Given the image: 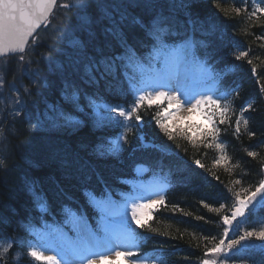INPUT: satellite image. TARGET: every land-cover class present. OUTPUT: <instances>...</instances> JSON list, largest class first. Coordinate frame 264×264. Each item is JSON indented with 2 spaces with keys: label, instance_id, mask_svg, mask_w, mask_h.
I'll return each mask as SVG.
<instances>
[{
  "label": "snow or ice",
  "instance_id": "obj_1",
  "mask_svg": "<svg viewBox=\"0 0 264 264\" xmlns=\"http://www.w3.org/2000/svg\"><path fill=\"white\" fill-rule=\"evenodd\" d=\"M93 3L96 4V14L93 15L89 9ZM217 8H220L218 0H213ZM193 0H0V58L16 56L21 73L31 71L28 67L34 61L29 54L30 46L35 47L40 41L39 30H45L51 25L55 18L56 9H75L78 16V27L89 36L90 50L83 46V42L76 40L72 42V47L83 53V58L78 63L72 65L73 75L78 76L85 86L94 87L102 81H111L122 78L128 85V91L121 90V95L127 99L131 93L133 102L130 105H95L93 115L97 117L95 126L103 128L114 126L121 128L115 139L108 142L106 152L102 154L118 156L124 145L129 143V135L133 127L139 128L143 123L141 110L155 108L151 120L155 123L159 132L169 141H174L178 137L185 140L193 149L199 150L201 147L219 151L220 155L213 161V165L218 167L223 162L228 163L229 157L226 155V145L221 142V126H228L232 129L234 137L239 138L242 134L241 123H243V133L249 138L256 136V132L249 128L250 119L246 118V113L254 109V103L248 102L236 112L234 104L239 97V86L235 88L223 84V74L214 72L207 60L201 59L197 55L199 47H207L206 42L197 40V31L214 33L215 26L204 27L203 22L198 18H193L191 11ZM143 8L148 15V19L136 15L133 10ZM165 8L169 10L165 14ZM225 16L229 13L225 9ZM247 12V0L241 7H234L233 12L237 16ZM177 12L183 13L185 19H178ZM264 16V0H253L252 11L247 12V19L256 21ZM64 20L61 17L53 32L66 31L59 28ZM191 29L190 32L182 29ZM264 27V24L261 25ZM247 32V28L244 29ZM57 37L53 36L55 40ZM223 39V34H221ZM264 40V36L259 37ZM147 44L149 51L141 56L138 54L136 44L141 42ZM264 46V45H262ZM27 55V60H26ZM235 60H246L249 65L253 61L248 59L249 51H234L230 53ZM44 57L41 56V59ZM7 61L0 68V88L4 87L3 78ZM66 65L60 66V71L67 72ZM38 72V69L36 70ZM251 72L255 75L258 69L252 66ZM207 79L216 81L220 86L212 91L197 86V82H204ZM259 82V81H258ZM38 83L36 79L32 81L33 86ZM264 93V85L261 87ZM32 89L23 86V96L20 90H16L12 101L14 107L26 104L24 97L31 96ZM87 100V106L93 108L94 100L88 93L74 87L69 93L67 87L62 93V98L69 103L73 111L61 110L60 116L66 126H75L81 120L74 115V112H81L84 106L81 105V95ZM192 113H199L207 122L208 127L195 124L180 125L181 120H187ZM21 112H13L12 117L21 116ZM133 120L136 122L132 125ZM0 121V125H2ZM29 127L34 125L29 124ZM192 129L198 130V135L190 134ZM15 134V129H5L0 126V137H5L8 132ZM264 135V133H262ZM160 151H165L164 146H157ZM179 147V145H177ZM8 145L0 141V172L8 173L12 165L8 161L6 153ZM256 151H247V156L257 157ZM192 163L199 169L210 171L199 159H194ZM139 167V166H138ZM261 170L264 171V161L261 162ZM214 175V173H212ZM123 182V181H122ZM241 179L233 181V185H242ZM232 192L233 202L229 207L226 203H220L219 207L211 204L201 203L209 212L221 214L219 222L223 226V232L216 236L202 237L204 240L203 257L199 264H236L234 252L238 246L246 249H254L252 240L264 241V221L259 227H243L249 220L251 207L254 202L264 201V178L257 183L255 190L250 187H240L238 190L229 188ZM34 195L35 210L41 214V221L48 227L44 215L50 212L46 199ZM156 198L146 199L136 197L133 202L122 207L114 206L110 192H105L101 199L97 200L93 193H87L89 202L99 205L105 210L102 217L104 224L102 234L93 231L86 224L81 230L75 225L73 231L76 233L75 239L60 227L51 228L40 235L36 243L32 241L27 245V256L36 264H118L123 259L126 264H147V260L141 258L139 252L141 233L136 229H148L149 232L158 233V229L152 228L148 222L147 215L160 206L167 207L165 198L158 191L153 192ZM226 199V198H225ZM182 211L176 205L172 206V211ZM65 212L74 216L70 209L65 208ZM142 217H145L142 219ZM197 220H204L203 216L196 217ZM210 222V221H209ZM6 223V218L0 217V224ZM69 221L66 220L65 224ZM136 228H133L132 225ZM118 225V230L113 226ZM22 227L32 234L34 225L30 222ZM240 228V235L234 239H228L230 232L235 235V229ZM168 235V233H161ZM182 236V234H181ZM18 237H8L5 241H0V262L8 264V254L16 246ZM211 244V246H209ZM199 247V245H197ZM52 252L55 254H46ZM260 260L255 255L242 258L241 264L245 260H250L251 264H264V248L258 250ZM24 252H17L12 257L13 261H18ZM152 264H156L155 261Z\"/></svg>",
  "mask_w": 264,
  "mask_h": 264
},
{
  "label": "trees",
  "instance_id": "obj_2",
  "mask_svg": "<svg viewBox=\"0 0 264 264\" xmlns=\"http://www.w3.org/2000/svg\"><path fill=\"white\" fill-rule=\"evenodd\" d=\"M218 2L220 8L215 6L213 0H193V18L203 22L205 28L215 26L214 33H195L197 40L203 39L207 44L206 48L199 47L197 54L207 60L214 72L223 74L225 86H239L240 94L234 104L236 112L248 102L254 103V109L245 115L250 119L249 128L256 132L255 137L249 138L241 127L242 134L236 138L231 128L221 126L226 131H222L220 139L223 138L221 142L225 143L230 159L227 164L222 162L218 167L213 165V161L220 155L215 148L201 147L196 150L179 137L174 141L167 140L151 120L155 108L141 110L143 123L138 129L133 127L128 137L129 143L124 145L118 156L102 153L106 152L107 140L116 136L120 130L96 127L95 118L86 102L82 104L85 111L76 112L81 120L79 125L66 126L61 117L46 123L36 119L37 113L48 102L64 103L61 91L67 84L71 88L77 87L82 92L87 91L86 93H92L91 95L102 100L110 101H117V90L121 91L127 85L120 78L110 84L102 81L97 86L89 87L83 85L78 76L73 75L72 65L83 58V53L74 49L68 41L80 40L85 48L90 50L91 47L88 34L78 27L75 9L57 10L51 25L39 34L41 39L38 44L35 47L30 46L29 54L37 63L28 67L36 66L39 70L37 76H32L31 72L21 73L16 56L0 60L1 68L7 61L4 71L8 75H15L9 76L10 79L12 77L16 80L20 77L32 89L31 96L24 97L27 103L17 107L16 112H21L22 115L14 119L11 116L1 125L5 129H15L14 135L9 131L6 138L0 137V141L8 145V151L4 154L12 165L8 173L0 172V217L6 218V223L0 224V241L8 237H18L16 246L8 254V264H36L26 254L28 242H34L33 236L22 227L25 223L30 222L33 225L41 221V214L35 210L30 182L35 185L43 199L48 201L50 212L43 219L58 222L61 209L67 206L79 212L84 211L96 228L100 222L96 218V211L86 199L85 191L102 190V187H106L104 184H115L119 180L121 182L116 185L117 190L114 188L111 192L127 191L125 182L131 176L129 170L132 165L129 161L134 157L130 153L134 152L138 135L150 141L152 150L148 156L149 165L155 173H162L170 184L164 197L167 207L156 208L148 220L152 228L158 229V233L137 229L141 233V251L154 252L160 258L159 264H199L200 259L204 258L205 242L202 237L216 236L219 239V234L223 232L219 215L224 213L209 212L201 201L213 207H219L220 203H226L230 207L233 198L229 188L238 190L242 186L250 187L254 191L259 180L264 178V171L260 167L264 161V93L261 92L264 85V40L259 39L264 36V27H261L264 16L256 21L247 19V12L252 11L253 0H247V12L242 10V15L239 16L232 9L241 7L244 0ZM221 9L227 10L229 15L225 16ZM89 11L96 14L95 3ZM133 11L145 19L149 18L143 8ZM168 12L165 8V14ZM177 16L181 21L185 19L181 12H177ZM61 17L64 23L59 28L66 31L54 33L53 28ZM245 28L247 32L244 31ZM182 31L190 32L191 29L185 26ZM221 34L223 39L220 38ZM53 36L57 38L53 40ZM148 43L150 42L145 41L136 44L138 54L143 56L149 51ZM244 50L249 51L248 59L258 69L255 75L251 72L253 65H249L246 60L237 61L230 55L234 51ZM41 56L44 58L41 59ZM62 64L68 67L67 72L60 71ZM33 78L38 81L35 86L32 84ZM61 106L64 107L65 104ZM135 123L133 121L132 125ZM29 124L34 127H29ZM180 125L184 126L186 123ZM190 134L198 135V130L192 129ZM157 146H164L165 151H160ZM247 151H256L258 155L255 158L249 157ZM163 152L164 164L160 160ZM194 159L201 160L210 171L197 168L192 163ZM211 172L215 173V178ZM236 179H241L242 185H233ZM173 205L182 211L173 212ZM199 216H203L204 220H197L196 217ZM250 217L245 227H257L253 220L254 215ZM236 236L237 234L234 237ZM254 241L264 246V241ZM17 252H24L25 255L18 261H13L12 257ZM255 257L260 260L259 254ZM236 264H241V260H237ZM243 264H251V261L245 260Z\"/></svg>",
  "mask_w": 264,
  "mask_h": 264
},
{
  "label": "rangeland",
  "instance_id": "obj_3",
  "mask_svg": "<svg viewBox=\"0 0 264 264\" xmlns=\"http://www.w3.org/2000/svg\"><path fill=\"white\" fill-rule=\"evenodd\" d=\"M64 2H65V0H64ZM61 11L63 10V9H60ZM28 72H31L33 75H37V71H36V68H31V71H28ZM28 72H26V73H28ZM4 78V77H3ZM13 80L12 79H10V78H7L6 79V83L4 84V87L3 88H0V118H2V116L5 114V111L4 110H6V113H7V110H9V108H10V106L11 105H13V103H12V101L15 99V96L13 95V93L16 91V90H14V88H13ZM16 85V84H15ZM17 86V85H16ZM197 86L199 87V88H203V89H211V90H213L214 88H213V85H211V83H209L207 80H205L204 81V84L203 83H200V82H197ZM18 87V86H17ZM18 90H20V88H18ZM38 92H40L39 90H38ZM103 105H105V104H101V106H103ZM110 106V105H109ZM195 114H197L198 115V113H192V114H190L189 115V117L190 116H194ZM200 115V114H199ZM197 119H199V117L197 118ZM182 121V120H181ZM184 121V120H183ZM180 123V122H179ZM195 125H197V124H195ZM154 184H157L156 182H153ZM152 187H153V184L152 183H150L149 185H148V189H146V187L144 188V194H147V191L146 190H149V191H153L154 189H152ZM149 197L150 196H146L145 198L146 199H149ZM78 220V219H77ZM77 220H75V222H74V224H75V226L77 227V228H79V229H81V230H83L84 229V225L81 223V222H79V221H77ZM115 229H117L118 230V225H115V226H113ZM51 230V229H50ZM50 230H47V229H45V228H41L40 229V233L41 234H43V233H45V232H47V231H50ZM40 234V235H41ZM40 237V236H39ZM238 252H245V250H237V251H235L234 252V254H237V256H241V254H239ZM46 254H55V253H52V252H46ZM233 254V255H234ZM119 264H126V262L123 260V259H120L119 260Z\"/></svg>",
  "mask_w": 264,
  "mask_h": 264
},
{
  "label": "bare ground",
  "instance_id": "obj_4",
  "mask_svg": "<svg viewBox=\"0 0 264 264\" xmlns=\"http://www.w3.org/2000/svg\"><path fill=\"white\" fill-rule=\"evenodd\" d=\"M82 87V86H81ZM83 88V87H82ZM87 92V91H86ZM41 104V103H40ZM39 108V107H38ZM40 108H41V106H40Z\"/></svg>",
  "mask_w": 264,
  "mask_h": 264
}]
</instances>
